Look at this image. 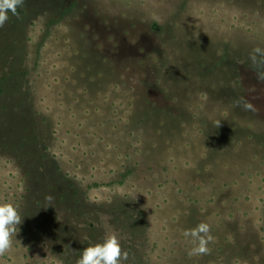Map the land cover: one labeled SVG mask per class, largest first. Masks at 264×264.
<instances>
[{"label":"rangeland","instance_id":"obj_1","mask_svg":"<svg viewBox=\"0 0 264 264\" xmlns=\"http://www.w3.org/2000/svg\"><path fill=\"white\" fill-rule=\"evenodd\" d=\"M18 13L0 27V203L23 222L0 264H77L112 233L125 264H264V0ZM200 223L213 239L193 256Z\"/></svg>","mask_w":264,"mask_h":264},{"label":"clouds","instance_id":"obj_2","mask_svg":"<svg viewBox=\"0 0 264 264\" xmlns=\"http://www.w3.org/2000/svg\"><path fill=\"white\" fill-rule=\"evenodd\" d=\"M24 4V0H0V27H3L9 19V13L18 16V9ZM256 54L264 55L261 49H255ZM253 54L250 59L257 63V55ZM264 79V77H261ZM237 106H243L245 110H253V106L243 100L237 101ZM220 122L217 121L216 127ZM49 205L53 202V197L48 196ZM50 207V206H49ZM23 222L17 206L12 203H0V257L8 253L13 240L19 232V225ZM210 226L207 223H200L196 228L184 232L185 237H189L196 246L190 251V255L200 256L209 254L208 244L212 241ZM17 240V239H16ZM129 260V253L122 249L120 239L115 233L109 234L102 243L88 246L81 252L77 264H125Z\"/></svg>","mask_w":264,"mask_h":264},{"label":"trees","instance_id":"obj_3","mask_svg":"<svg viewBox=\"0 0 264 264\" xmlns=\"http://www.w3.org/2000/svg\"><path fill=\"white\" fill-rule=\"evenodd\" d=\"M13 54V53H12ZM0 57H2L1 55H0ZM5 58H8L7 60H9L8 62L10 63L11 61V59H13V57H12V55L10 56V55H8V56H6ZM8 62H6L5 63V65H4V67H6L7 66V63ZM0 65H2V61H1V63H0ZM17 76H20V78H21V76H23V72H19L16 76H14V78H17ZM8 88V86H6V79H4L3 77H0V99L2 98V95H4L5 94V92H6V89ZM1 100H0V110H1V108H2V106H1ZM2 111V110H1ZM135 212V211H134ZM129 213V215L128 216H126L127 218H129V219H137L135 216H134V214H136V213ZM114 217H116V215H113V218ZM137 221V220H136ZM138 222V221H137ZM136 222V223H137ZM136 223H134L133 222V224L132 225H130V226H133L132 227V229L130 230L129 229V227L127 228L128 230H130L129 232V234H126L127 236H128V239L130 240L129 242L127 241V243H130V244H128L129 246V249L131 250V251H133V253L134 254H131L132 256L133 255H137V244H136V242L138 241V240H136V239H138V236H139V234H140V232L137 230V231H134L135 229H133L134 227H135V225H136ZM131 238L133 239L132 241H131ZM134 263L135 264H141V262L138 260V258L136 259V260H134Z\"/></svg>","mask_w":264,"mask_h":264}]
</instances>
